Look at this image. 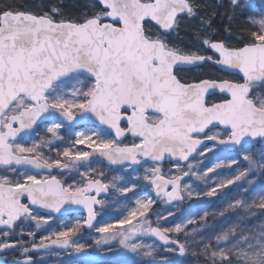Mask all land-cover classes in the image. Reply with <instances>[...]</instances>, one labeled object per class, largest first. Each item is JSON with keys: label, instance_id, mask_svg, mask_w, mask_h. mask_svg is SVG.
<instances>
[{"label": "snow or ice", "instance_id": "snow-or-ice-1", "mask_svg": "<svg viewBox=\"0 0 264 264\" xmlns=\"http://www.w3.org/2000/svg\"><path fill=\"white\" fill-rule=\"evenodd\" d=\"M228 3L229 21L248 6V0ZM200 8L197 0H90L69 16L61 0H49L36 10L0 9V264H36L32 253L54 248L80 253L83 245L73 236L83 225L101 234L97 245L118 240L146 258L142 264H159L156 241L179 258L203 257L200 264H264V225L252 230L234 223L204 235L208 212L171 228L159 220L173 213L157 214L155 226L149 215L157 200L214 201L229 197L231 186L247 192L243 183H255L251 173L264 179V11L249 17L231 42V23L218 38V13ZM189 19L199 27L185 43L179 30ZM205 66L217 74L185 79ZM77 126L83 130L70 144H57L55 156L45 154L56 142L67 143ZM41 128L47 136L37 141ZM217 151L234 153L246 166L220 173L239 163L230 158L197 167ZM96 158L119 166L113 170L121 175L108 180L91 167ZM165 163L172 165L167 172ZM139 169L143 175H134ZM186 177L205 187L195 189ZM145 184L154 198L137 192ZM113 194L130 202L126 214L94 223L101 214L95 206L107 207ZM80 208L87 212L83 224L37 241L53 219ZM255 209L264 215V196L252 203L231 198L211 215L246 218Z\"/></svg>", "mask_w": 264, "mask_h": 264}, {"label": "rangeland", "instance_id": "rangeland-1", "mask_svg": "<svg viewBox=\"0 0 264 264\" xmlns=\"http://www.w3.org/2000/svg\"><path fill=\"white\" fill-rule=\"evenodd\" d=\"M261 11H264V0H254L248 1V6L241 9L238 13L244 15L246 17V21L248 22L249 17L259 18V14ZM83 129H76L68 133V136L65 137L67 143L56 142L52 146L51 151L48 148L43 149L46 155L55 156L56 154V145L62 144L63 146H67L70 144V139L74 138L75 132ZM64 130H62L63 132ZM47 136V133L43 128L40 129L39 134L34 137L35 140H39L40 137ZM259 148V145L257 146ZM230 158H236L239 160V163L232 166V169H220L218 170L222 174L230 173L231 171H239L242 170L244 166H246V162H244L239 157H235L234 153L217 151L215 154L209 153L208 159L205 160L203 165H198L199 169H203L205 166H212L217 162H226ZM172 166H163L165 172L168 171ZM92 168L97 169L98 171H103L106 174V178L108 180H112L114 176H119L121 173L119 171H114L112 169L106 168L102 165H94ZM74 172L71 176H75ZM134 175H143V169H139ZM215 175V174H210ZM259 173H251L249 174L248 179H254L255 183L252 185H248L246 182L243 183L244 188H248L247 192H243L242 189L235 188V186H231L230 196L229 197H216L214 201H209L207 198H198L193 196L191 199L185 198L181 204L175 206H167L165 203L157 202L153 205L149 215L151 217V222L155 226L158 222V216H167L169 212L173 213L171 216H167V219L159 220V223L166 225L171 228L174 224L180 223L182 221H186L190 217H199L204 212L210 213L208 218V223L210 227L205 229L204 235H210L213 231L224 227L226 225L240 223L242 225H246L248 229L257 230L261 225H264V215L261 214L260 209H255L256 215L249 216L246 218H242L241 215H237L236 213H228V218H222L219 215H211L212 213H218L221 208L225 207L228 203V200L231 198H243L248 203H252L253 201H258L261 196H264V179L260 178ZM71 176L68 177L69 182H75L71 180ZM77 180L79 177H76ZM131 179V177L129 178ZM188 182L192 183L193 187L197 190L203 189L205 187L204 183L195 179V177L188 178ZM123 183V181H121ZM229 191V190H225ZM137 192L140 194L141 198L144 196H151L154 198L153 191L145 184L142 185L141 188L137 189ZM132 196V193L128 194ZM109 202L107 207L103 209L100 208V215L97 216L96 223H105V222H114L121 218L126 214L127 204L130 202H122L125 201V198L120 196L119 194H113L108 198ZM101 207V206H100ZM85 220L84 216H73L68 218H55L50 222V226H46L42 228L39 232H37V241L42 235H47L51 231L61 230L65 225L74 226L77 221L83 224ZM26 229L30 227H34L32 225H25ZM195 227V225H189V228ZM101 237V234L96 232L94 229H90L89 231H85L84 225L80 228L79 232L73 236V239L79 244L83 245V251L86 253L108 256L109 260L107 262H103L101 264H142L146 258H142L134 255L128 250L121 247L118 240H111L108 243H103L100 245L96 244V240ZM25 240L29 238L27 236L24 237ZM136 242H139V238ZM145 243H152V238H144ZM155 246L157 247V252L155 255L157 256L158 262H162V257H167L170 260L177 261L179 264V260L183 259L186 261V264H197L199 261H203V257H195L192 255H187L184 258H179L174 253H168L162 251V246L155 242ZM74 250V249H73ZM75 251V250H74ZM32 255L36 259V264H75L72 255H69L68 252H43L40 254ZM9 261L12 259V256L9 255L5 257ZM88 263V262H87Z\"/></svg>", "mask_w": 264, "mask_h": 264}, {"label": "trees", "instance_id": "trees-1", "mask_svg": "<svg viewBox=\"0 0 264 264\" xmlns=\"http://www.w3.org/2000/svg\"><path fill=\"white\" fill-rule=\"evenodd\" d=\"M201 5V13H218L214 16L213 31L214 33L218 32L220 35L218 38H223L227 33L224 29L231 23L233 29L232 41L235 42L237 38V33L240 32L241 27L247 24L246 17L240 13H236V18L234 21H229L226 16V13L231 12V6L228 3V0H197ZM219 4H223V7H218ZM86 2L78 0V9L77 14L80 10L86 6ZM74 16V15H71ZM199 27V21L196 19H189L182 22V27L180 28L179 40L185 43L190 42V36L195 32ZM217 74V73H216ZM203 75H215V73L206 72ZM236 188V187H235ZM199 261L197 264H200Z\"/></svg>", "mask_w": 264, "mask_h": 264}, {"label": "flooded vegetation", "instance_id": "flooded-vegetation-1", "mask_svg": "<svg viewBox=\"0 0 264 264\" xmlns=\"http://www.w3.org/2000/svg\"><path fill=\"white\" fill-rule=\"evenodd\" d=\"M82 1H85L87 5L90 4V0H82ZM48 2H49V0H0V9H3L5 7H11V8L25 7V8H29L32 10H36L39 5L47 4ZM61 2L65 6V11H66L67 15H69V16L77 15L78 0H61ZM206 72L216 74V72L213 68L205 66V68L202 70H197L194 73H185L183 75H184L185 79L191 80V79L195 78L196 76L203 75ZM214 99H215V97L209 98L210 101H212ZM74 130H76V129H74ZM94 165H102V164L92 163L91 167H93ZM102 166H104V165H102ZM165 166H172V165L171 164H165L164 167ZM104 167H106V166H104ZM106 168H108V167H106ZM109 169H111V168H109ZM71 217H73V216H71ZM43 252L44 251H42L41 253H43ZM71 252L73 254L74 250H72ZM34 254L37 255V253H34ZM74 263L75 264H92V263H87V262H77L75 260H74Z\"/></svg>", "mask_w": 264, "mask_h": 264}, {"label": "water", "instance_id": "water-1", "mask_svg": "<svg viewBox=\"0 0 264 264\" xmlns=\"http://www.w3.org/2000/svg\"><path fill=\"white\" fill-rule=\"evenodd\" d=\"M248 1H252V0H248ZM211 98V97H209ZM75 129H82L81 127L77 126ZM97 162H94L95 164H102L108 168H111L113 170V168H117L119 166H109L107 164V161H104L102 158H96ZM165 164H170V163H165ZM164 164V165H165ZM185 180H188V177L185 178ZM154 197H155V193L153 192ZM183 201H176L173 202V204H166L167 206H173V205H178L181 204ZM73 208H75L76 206H72ZM98 210H100V205L95 206ZM71 216H84L85 219L87 218V212L86 210L80 208L78 211H72L69 213L64 214L63 216H58L57 218H68ZM97 222V219L94 223ZM84 229L85 231H89L90 228H88L86 225H84ZM154 240V238H152ZM158 244H160L162 246V244L159 241H156ZM72 250V249H71ZM69 250V251H71ZM48 251H54V252H60V251H65L64 249H60V248H54ZM68 252V251H66ZM73 258L75 259V261H84V262H90L93 264H101L103 262H107L109 260L108 256H101V255H94V254H90V253H86V252H80V253H73ZM159 264H162V262H159Z\"/></svg>", "mask_w": 264, "mask_h": 264}]
</instances>
